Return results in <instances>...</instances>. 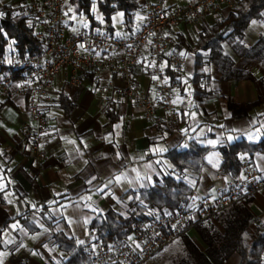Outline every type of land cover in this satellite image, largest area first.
I'll list each match as a JSON object with an SVG mask.
<instances>
[{
  "label": "crops",
  "instance_id": "obj_1",
  "mask_svg": "<svg viewBox=\"0 0 264 264\" xmlns=\"http://www.w3.org/2000/svg\"><path fill=\"white\" fill-rule=\"evenodd\" d=\"M163 1L174 6L193 0ZM238 1L229 0L196 21H181L173 28L183 65L176 72L161 63L176 105L177 117L170 124L165 123L158 105L149 118L130 102L123 92L125 81L115 72H87L80 74L78 84L66 85L67 70H60L52 80L51 102L45 107L49 135L42 147L46 160L38 162L23 131L28 119L26 97L17 91L16 82L7 92L0 91V264L61 263L66 253L57 247L55 233L87 246L98 244L89 229L92 220L109 209L125 215L134 194L150 188L163 175L181 180L199 198L213 199L229 185L232 178L220 170L219 149L238 141L258 144L264 138V102H257L264 97V10L240 37L223 40L219 54L202 50L199 69L192 48L198 33L226 18ZM142 2L135 14L137 24L143 19ZM7 7L15 19L26 17L21 0H0V13ZM71 8L68 5L70 29L88 26V21H73ZM93 16L102 21L98 9ZM38 29L33 23L35 34ZM13 48L8 43L0 59H15ZM140 69L134 82L156 99L148 54ZM196 72L202 78H196ZM192 145L202 150L200 167L177 170L165 153ZM240 159L250 161L264 177V151L251 157L243 153ZM121 175L126 179L116 183L114 178ZM109 180H113L110 185ZM241 203L252 214L246 231L253 234L264 223V190ZM14 224L19 227L14 229ZM188 236L204 249L193 230ZM240 260L232 252L222 264H239ZM262 260L264 264V252Z\"/></svg>",
  "mask_w": 264,
  "mask_h": 264
},
{
  "label": "built area",
  "instance_id": "obj_2",
  "mask_svg": "<svg viewBox=\"0 0 264 264\" xmlns=\"http://www.w3.org/2000/svg\"><path fill=\"white\" fill-rule=\"evenodd\" d=\"M229 0H193L167 6L163 0H143V19L125 33L109 32L104 23L90 24L72 30L67 23L66 0H21L24 15L39 26L36 37L42 43L39 54L13 60L0 59V91L7 92L13 82L26 97L27 123L23 131L29 139L31 154L38 162L46 160L43 142L49 135L45 107L51 102L50 88L54 76L67 70L66 85L79 83L80 74H98L110 70L125 81V97L141 107L149 118L155 105L164 114L166 124L176 120L172 88L164 79L165 62L169 68L182 70L173 28L181 21L192 22ZM148 54L156 99L141 92L134 75L141 72L140 63ZM155 77V78H154ZM264 190V177L258 175L250 161L241 162V174L232 178L213 199L199 198L191 191L178 209L139 221L126 241L113 239L109 244L85 245L94 264H146L167 245L187 234L197 224L213 218L218 212Z\"/></svg>",
  "mask_w": 264,
  "mask_h": 264
},
{
  "label": "trees",
  "instance_id": "obj_3",
  "mask_svg": "<svg viewBox=\"0 0 264 264\" xmlns=\"http://www.w3.org/2000/svg\"><path fill=\"white\" fill-rule=\"evenodd\" d=\"M66 2L75 14H83L87 18L88 25L99 23L95 20L92 11V6L96 4L102 15L100 23H104L109 32H114L111 18L118 11L122 12L124 32L132 30L137 25L135 14L140 9L139 0H66ZM262 10H264V0H239L226 18L208 28H203L198 33L192 48L197 68L199 69L203 62L202 50H208L214 55L219 54L221 42L231 35L240 37L248 23L260 17ZM12 13V8L7 7L0 16V57L3 56L4 48L10 42L14 47L15 59L39 54L43 46L34 33V21L24 16L15 19ZM195 77L202 78V75L196 72ZM257 102H264V97L259 98ZM219 151L222 156L221 172L230 178H237L241 174L240 155L247 153L251 157L255 152L264 151V138L258 144L233 142L220 148ZM165 155L177 170L187 168L196 171L202 163V150L193 145L186 150H169ZM190 193L191 189L181 180L163 175L156 179L150 188L140 189L134 194L128 203L125 215L109 209L103 214H98L92 220L89 229L98 244L107 245L115 238L126 241L139 221H147L154 215L178 209ZM212 219L214 222L209 219L192 229L204 245L203 250L197 247L187 233L174 241L177 242L176 251L164 256L158 264H222L232 252L240 255L239 264L263 262L264 223H260L253 234L248 233L246 230L252 221V214L244 204L235 203L218 212ZM54 237L57 247L66 253L63 261L55 264H94L85 244L67 238L61 233H55Z\"/></svg>",
  "mask_w": 264,
  "mask_h": 264
},
{
  "label": "rangeland",
  "instance_id": "obj_4",
  "mask_svg": "<svg viewBox=\"0 0 264 264\" xmlns=\"http://www.w3.org/2000/svg\"><path fill=\"white\" fill-rule=\"evenodd\" d=\"M94 1H96V0H94ZM71 10H72V13H74L72 8H71ZM92 11L94 12V14L97 13L96 4H94L92 6ZM71 18L73 19L74 22H77L80 19L85 24L88 21L87 18L83 14H81L79 17L78 15H76L74 13V14H72ZM111 23H112L114 32L119 33L122 30V13L118 12V13L114 14L111 18ZM176 243L177 242H173V243L167 245L163 250H161L154 257H152L146 264H158V262L164 256L170 255L171 253L176 251V249L178 248ZM166 261H167V259H166ZM162 262H163V260H162ZM159 264H161V263H159Z\"/></svg>",
  "mask_w": 264,
  "mask_h": 264
},
{
  "label": "snow or ice",
  "instance_id": "obj_5",
  "mask_svg": "<svg viewBox=\"0 0 264 264\" xmlns=\"http://www.w3.org/2000/svg\"><path fill=\"white\" fill-rule=\"evenodd\" d=\"M0 15H3V13H0ZM154 78H155V77H154ZM249 138L251 139V137H249ZM229 139H231V137H230ZM92 179L95 180L96 178L93 177ZM123 179H126V177L123 176V175H121V176H116V177L114 178V180H115L116 183H119V182H120L121 180H123ZM91 182H92L91 180L88 181V183H91ZM112 183H113V180H109V181H108V184H109V185L112 184ZM107 187H108V185H105V188H107ZM100 191H103V189H101ZM89 199H90V197H89ZM12 227L15 229V228H18L19 225L14 224V225H12ZM129 239H131V237H130ZM80 243H83V242L80 241Z\"/></svg>",
  "mask_w": 264,
  "mask_h": 264
}]
</instances>
